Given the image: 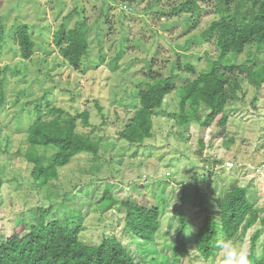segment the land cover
I'll return each instance as SVG.
<instances>
[{"label": "rangeland", "instance_id": "374dc122", "mask_svg": "<svg viewBox=\"0 0 264 264\" xmlns=\"http://www.w3.org/2000/svg\"><path fill=\"white\" fill-rule=\"evenodd\" d=\"M184 1L0 0V241L10 237L21 216L28 219L37 206L52 204L65 217L67 201L80 206L85 215V228L79 234L84 243L114 236L139 264L151 252L171 256L179 247L176 234L184 221L188 245L180 264H217L222 259L217 240L224 238L219 229L214 254L207 260L199 257L193 241L204 218L218 216L224 193L234 184L246 188L264 217V84L256 91L240 75V90L224 108V126L215 121L177 122L180 84L190 77L182 66L189 62L201 72L219 59L213 39L202 35L218 15L215 1L197 0L198 15L174 13ZM83 21L88 25V51L75 69L63 59L52 37L61 25L72 28ZM18 25L27 26L35 43L29 59L18 52ZM219 61L264 65V44L246 46L240 54L230 52ZM170 74L176 87L152 118L153 135L142 144L120 139L119 131L138 107V90L153 76ZM52 104L71 114L88 112L90 124L77 120V131L97 139L99 153L75 156L58 170L57 178L39 185L23 156L25 137L35 107L44 110ZM206 113L200 110L201 120ZM227 161L232 166L225 167ZM107 189L116 199L158 205L160 228L153 243L140 242L125 231L117 206L97 209ZM257 230L254 253L260 257L264 224L259 221L231 242L249 252Z\"/></svg>", "mask_w": 264, "mask_h": 264}, {"label": "trees", "instance_id": "16d2710c", "mask_svg": "<svg viewBox=\"0 0 264 264\" xmlns=\"http://www.w3.org/2000/svg\"><path fill=\"white\" fill-rule=\"evenodd\" d=\"M110 1L125 3L135 0ZM214 1L218 15L210 20L202 35L205 40L213 39L219 59L230 52L240 54L246 46L264 44V0ZM173 12L198 15L200 7L197 0H186L176 6ZM87 28L88 25L83 21L72 28L61 25L53 33L54 45L63 59L75 69L88 51ZM15 39L20 57L29 59L35 43L27 26L16 27ZM219 59L201 72H197L196 67L189 62L182 66L181 71L190 77L180 84L179 112L176 117L179 124L194 120L202 125L215 121L224 126L227 121L224 108L240 90V75L243 74L247 84L256 91L264 84V65L222 64ZM173 78L174 74L164 78L153 76L145 88L138 90V107L119 131L120 139L142 144L153 135L152 118L162 107L164 97L176 87ZM201 109L207 110L205 120H201ZM34 115V120L27 128L23 156L31 164L30 175L39 185H46L57 178L58 170L75 156L98 155L97 139L77 131V120L80 119L85 126L90 124L86 110L71 114L54 104L44 110L41 105H37ZM48 150L52 151L50 155H47ZM2 184L0 177V189ZM246 191L240 185H232L218 203V216L209 214L204 218L193 241L199 257L207 260L214 254L213 243L218 229L224 238L233 241L241 231L251 228L257 221L264 224V217L259 216V209L251 203ZM65 203V217H60L59 209L56 211L52 204L33 208L28 219L21 216L20 226L10 237L0 241V264H138L114 236H106L96 243L82 242L79 234L85 228V215L80 206L67 201ZM114 205L123 213L124 228L129 235L140 242L155 241L161 219L158 205L116 199L107 189L101 193L96 207L105 211ZM186 229L182 221L176 234L179 247H174L171 256L159 257L151 252L139 264H180L181 258L187 254L188 243L183 236ZM23 230L27 231L21 235ZM258 237L257 230L250 239L248 253L251 264H264V253L260 257H255L254 253ZM217 264H223V260Z\"/></svg>", "mask_w": 264, "mask_h": 264}, {"label": "clouds", "instance_id": "9594fccd", "mask_svg": "<svg viewBox=\"0 0 264 264\" xmlns=\"http://www.w3.org/2000/svg\"><path fill=\"white\" fill-rule=\"evenodd\" d=\"M217 248L220 250L223 264H251L248 251L236 247L226 238L217 240Z\"/></svg>", "mask_w": 264, "mask_h": 264}, {"label": "built area", "instance_id": "2783aa9c", "mask_svg": "<svg viewBox=\"0 0 264 264\" xmlns=\"http://www.w3.org/2000/svg\"><path fill=\"white\" fill-rule=\"evenodd\" d=\"M230 166H232V163L230 161L225 162V167H230ZM166 175L168 176L169 173L166 172Z\"/></svg>", "mask_w": 264, "mask_h": 264}]
</instances>
